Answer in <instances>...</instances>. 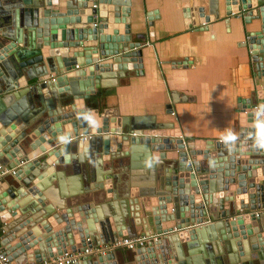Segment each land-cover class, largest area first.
I'll return each mask as SVG.
<instances>
[{
    "label": "water",
    "instance_id": "95a60500",
    "mask_svg": "<svg viewBox=\"0 0 264 264\" xmlns=\"http://www.w3.org/2000/svg\"><path fill=\"white\" fill-rule=\"evenodd\" d=\"M221 3L222 17L218 1L186 17L203 31L236 19L252 27L242 47L262 83L238 110L241 140L231 153L220 141L163 138L171 124L111 119L99 107L107 79L141 72L146 43L129 31L130 0H0V244L10 264L139 234L156 240L126 264H264V164L247 136L264 103V0ZM87 109L98 128L82 119ZM62 133L72 137L66 152ZM149 156L159 159L152 168ZM126 172L130 183L115 188V173ZM138 174L150 184L133 182ZM112 253L74 264H107Z\"/></svg>",
    "mask_w": 264,
    "mask_h": 264
},
{
    "label": "crops",
    "instance_id": "0c3cea01",
    "mask_svg": "<svg viewBox=\"0 0 264 264\" xmlns=\"http://www.w3.org/2000/svg\"><path fill=\"white\" fill-rule=\"evenodd\" d=\"M213 1H218L222 17V0H130L129 31L133 38L146 43L141 48V72L107 79L110 87L96 94L102 111H107L111 119L145 117L151 119L150 124L169 123L172 129H166L168 138L173 133L188 140L219 141L223 129L237 131L238 110L254 91L260 90L262 80L256 77L248 51L242 47L244 29L250 30V25L243 26L236 19L212 24L207 31L201 26L189 28L186 15L193 16L199 7L206 14L208 3ZM146 13L152 18V43L148 42ZM112 111L114 114H110ZM115 176V188L130 183L128 173L126 177L121 173ZM132 180L150 184L141 174L133 175ZM70 185V189H76L81 184ZM102 207L101 214L107 212L106 206ZM130 252L114 251L113 260L107 264H126L124 258Z\"/></svg>",
    "mask_w": 264,
    "mask_h": 264
},
{
    "label": "clouds",
    "instance_id": "9594fccd",
    "mask_svg": "<svg viewBox=\"0 0 264 264\" xmlns=\"http://www.w3.org/2000/svg\"><path fill=\"white\" fill-rule=\"evenodd\" d=\"M82 119L91 128L99 127V119L97 113L93 109H87L82 113ZM251 130L247 133L248 139L251 141V147L258 152H264V103H258L251 112ZM58 142L63 146L62 150L66 152L67 146L72 143V137L69 133H62L58 137ZM241 140V134L235 129L227 127L220 131L219 141L228 151L237 150L238 143ZM159 162L157 157L149 156L145 164L148 168H152Z\"/></svg>",
    "mask_w": 264,
    "mask_h": 264
},
{
    "label": "built area",
    "instance_id": "2783aa9c",
    "mask_svg": "<svg viewBox=\"0 0 264 264\" xmlns=\"http://www.w3.org/2000/svg\"><path fill=\"white\" fill-rule=\"evenodd\" d=\"M262 153V161L264 164V152ZM6 173L13 174V170H4ZM260 213L264 214V207L260 209ZM155 237L147 236H136V237H122L115 242L105 244L102 247L95 248H84L82 252L78 253H65L61 256L51 258L49 260L42 261L39 264H74L84 256H91L92 258H97L100 256H105L108 253L114 252L118 249H124L127 251H134L138 248L145 246L147 243L155 241ZM0 264H10L7 260V256L4 253V249L0 244Z\"/></svg>",
    "mask_w": 264,
    "mask_h": 264
},
{
    "label": "bare ground",
    "instance_id": "6f19581e",
    "mask_svg": "<svg viewBox=\"0 0 264 264\" xmlns=\"http://www.w3.org/2000/svg\"><path fill=\"white\" fill-rule=\"evenodd\" d=\"M165 133H168V132L166 131ZM170 135H171V137H172V136L174 137L175 134L173 135V133H171V134H169V137H170ZM113 137H115V136H113ZM162 137H163V138H168V136H167V137L162 136ZM110 142H111V147L114 148L113 144H115V141H114V140H111Z\"/></svg>",
    "mask_w": 264,
    "mask_h": 264
}]
</instances>
